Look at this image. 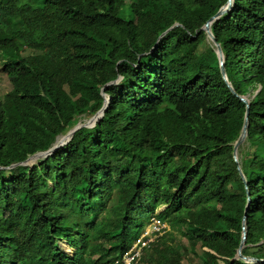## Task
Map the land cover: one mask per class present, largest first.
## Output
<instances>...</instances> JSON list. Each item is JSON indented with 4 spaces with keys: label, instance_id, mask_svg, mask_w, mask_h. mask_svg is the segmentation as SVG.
Instances as JSON below:
<instances>
[{
    "label": "trees",
    "instance_id": "obj_1",
    "mask_svg": "<svg viewBox=\"0 0 264 264\" xmlns=\"http://www.w3.org/2000/svg\"><path fill=\"white\" fill-rule=\"evenodd\" d=\"M226 1L0 0V264H110L151 218L165 229L132 264H264V0L210 24L248 101L237 164L245 107L200 30ZM101 92L92 127L8 168L92 117ZM247 199L240 254L260 262L234 259Z\"/></svg>",
    "mask_w": 264,
    "mask_h": 264
},
{
    "label": "water",
    "instance_id": "obj_2",
    "mask_svg": "<svg viewBox=\"0 0 264 264\" xmlns=\"http://www.w3.org/2000/svg\"><path fill=\"white\" fill-rule=\"evenodd\" d=\"M232 4V0H227L225 2V4L223 6H221L211 17H209L206 22L204 23V25L200 28V30H202L204 32V34L206 35V37L208 38V40L212 43L215 53H216V57H217V62H218V68H219V73L221 76V79L223 80L224 84L226 85V87L228 88V90L230 91L231 94H233L234 96H236V94L233 92L232 88L230 87V85L228 84L226 77H225V73H224V68H223V57L220 51V48L218 46V44L215 42L214 38L212 37L211 33H210V24L212 22H214L215 20H217L219 17H221L225 12H227ZM172 27H169L168 29H166L162 34H160V36L158 38H160L161 36H163L167 31H169ZM118 80V79H117ZM116 83V81L111 82L110 84H114ZM100 95L103 98V104L101 106V108L90 118L87 120V122L85 124H76L71 130H69L66 134H64L63 136L60 137V141L57 142L55 141L50 148H48L47 150L43 151V152H38L35 153L31 156H29L28 158H26L23 162L17 163L15 165L9 166L8 168H11L13 166L16 165H22V166H32L34 164L35 161H37L38 159H42L45 158L47 156H49L50 154H52L57 148L61 147L62 145H64L66 142L69 141V139L71 138V135L73 134L74 131H76L79 128H90L94 125L95 122H97L101 116L102 113L104 112V110L106 109L107 103H108V99L104 96V94L101 92ZM238 100L240 102H242L244 104V116H243V121H242V125L240 128V132L239 135L237 137V139L234 141L233 145H232V159L233 162L235 164H237V156H236V150L237 148L243 143L245 136H246V128H247V113H248V101L246 98L244 97H238ZM238 176L240 177V179L244 182V178L242 176V173L240 171L239 166L236 167ZM248 205V199L246 200V204H245V209L243 212V216L241 218V237H240V241L238 244V247L236 249V253L234 256V259H242L245 260L247 262H260V260H253L251 258L246 259L243 256H241L240 254V249L243 247V241L245 238V227H244V220H245V211H246V207Z\"/></svg>",
    "mask_w": 264,
    "mask_h": 264
},
{
    "label": "built area",
    "instance_id": "obj_3",
    "mask_svg": "<svg viewBox=\"0 0 264 264\" xmlns=\"http://www.w3.org/2000/svg\"><path fill=\"white\" fill-rule=\"evenodd\" d=\"M163 229H165L163 224H160L157 220L151 218L148 225L141 230L133 244L121 256V258L110 264H132L139 258L142 249L152 243L154 239L162 233Z\"/></svg>",
    "mask_w": 264,
    "mask_h": 264
},
{
    "label": "rangeland",
    "instance_id": "obj_4",
    "mask_svg": "<svg viewBox=\"0 0 264 264\" xmlns=\"http://www.w3.org/2000/svg\"><path fill=\"white\" fill-rule=\"evenodd\" d=\"M128 0H124V2H127ZM31 52L29 50H22L20 55L21 56H27V55H30ZM4 57L0 55V96L3 95L8 89H9V85L6 81V78L5 76L2 74L1 72V69H2V66H3V63H4ZM91 117H87L86 115L84 116H81L77 123L78 124H85L87 122L88 119H90ZM61 137V136H60ZM60 137H57L56 140ZM35 163V162H34ZM57 245L59 247V249L63 252V253H66L68 255H71L73 250L70 249L64 242L62 241H58L57 242Z\"/></svg>",
    "mask_w": 264,
    "mask_h": 264
}]
</instances>
